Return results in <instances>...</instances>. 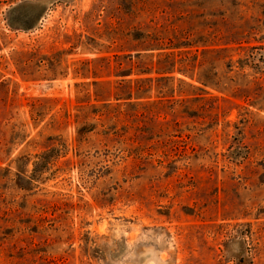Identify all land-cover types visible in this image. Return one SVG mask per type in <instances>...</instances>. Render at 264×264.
I'll return each mask as SVG.
<instances>
[{
	"label": "rangeland",
	"instance_id": "374dc122",
	"mask_svg": "<svg viewBox=\"0 0 264 264\" xmlns=\"http://www.w3.org/2000/svg\"><path fill=\"white\" fill-rule=\"evenodd\" d=\"M0 264H264V0H0Z\"/></svg>",
	"mask_w": 264,
	"mask_h": 264
}]
</instances>
